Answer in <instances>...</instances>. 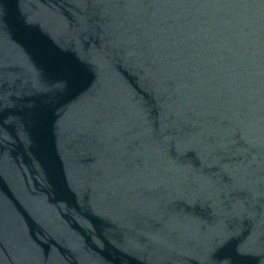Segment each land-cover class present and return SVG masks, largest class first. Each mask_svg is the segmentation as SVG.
<instances>
[{"label":"water","instance_id":"1","mask_svg":"<svg viewBox=\"0 0 264 264\" xmlns=\"http://www.w3.org/2000/svg\"><path fill=\"white\" fill-rule=\"evenodd\" d=\"M0 264H264V0H0Z\"/></svg>","mask_w":264,"mask_h":264}]
</instances>
